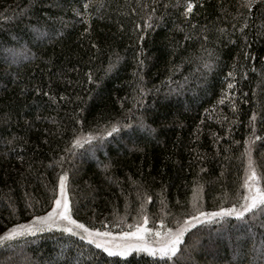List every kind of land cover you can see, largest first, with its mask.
<instances>
[{"label":"trees","instance_id":"1","mask_svg":"<svg viewBox=\"0 0 264 264\" xmlns=\"http://www.w3.org/2000/svg\"><path fill=\"white\" fill-rule=\"evenodd\" d=\"M85 2L0 0V235L48 212L64 173L73 219L113 234L145 216L148 228H175L239 206L246 138L264 173V139L249 123L255 111L264 137V0L251 11L245 0H193L187 18L183 0H90L87 24L76 15ZM230 71L234 96L218 104ZM117 121L118 132L65 151ZM3 260L264 264V209L195 225L167 261L108 257L56 228L0 244Z\"/></svg>","mask_w":264,"mask_h":264},{"label":"snow or ice","instance_id":"2","mask_svg":"<svg viewBox=\"0 0 264 264\" xmlns=\"http://www.w3.org/2000/svg\"><path fill=\"white\" fill-rule=\"evenodd\" d=\"M254 2L255 0H245V7L251 11ZM177 3L179 4V0H177ZM183 6L184 11L182 14L187 18L193 10V0H183ZM89 7H91L90 0H86L84 3V12L81 13L76 11V15L81 16L85 24L88 23ZM137 27H140V25H137ZM144 27H149L147 22H145ZM33 31L38 33L39 39H44L48 35L47 33L40 32L37 28H33ZM87 31L88 29L85 28V32ZM59 35L60 33L58 32L57 36ZM93 47H95V45H93ZM15 54L16 53L13 52V55ZM117 60H119V57H117ZM137 62L142 66L143 61L137 58ZM112 67H114V65L110 63L106 71H110ZM205 67H210V65L205 64ZM234 76V72L230 71L228 73V77L233 79H230L226 83V88L222 90L221 97L217 101L218 104H223L226 100H229L231 96H234V93L229 91L234 86ZM88 79L90 82L93 79L90 73L88 74ZM37 91H39V89H37ZM143 91L144 89L141 88V93H143ZM43 94L45 96L49 95L48 92H44ZM49 98L55 103L54 97ZM61 99H63V97H61ZM235 108L236 106L233 103V111H235ZM205 111L207 112L208 110L206 109ZM256 120L257 114L253 111L249 117V123L252 126L253 140H262L264 137L255 135ZM124 127H129V125H124ZM140 128L149 135L155 132V129L145 125L142 120L140 121ZM119 130L120 123L117 121L110 124L102 133L88 132L75 135L71 140V147L65 149V151H71L72 148H81L85 144H91L92 141L97 139L103 140L105 136H110ZM252 142L253 141L248 138L244 141L245 151L242 155L245 158L246 164L245 174L241 184L243 192L238 197L239 206L233 205L228 208L221 207L218 211L214 212L199 211L198 215H190L182 222L179 220L176 221L177 226L175 228H168L163 226V224L160 229L148 228L146 227L148 218L145 216L143 217L142 223L129 226L127 231L113 234L110 231H99L90 228L84 223L73 219L69 207V200L65 191L67 173H64L59 176V195L55 198L51 211L43 216H34L32 222L28 224H17L7 229L0 235V244L30 234L34 235L36 232L56 228L70 236L79 237L81 241L101 250L103 253L107 254L108 257L123 258L128 256L130 252L135 251L137 253H146L150 257H159L161 261L172 260L178 251V246L183 241L185 233L195 225L205 222L218 223L225 217H235L237 220H242L245 219L246 213H253L254 210L264 209V186H262L264 185V173L257 169L252 158ZM61 159H63V157H61ZM145 198L151 200L150 196H146ZM142 209L143 205H141V210Z\"/></svg>","mask_w":264,"mask_h":264},{"label":"rangeland","instance_id":"3","mask_svg":"<svg viewBox=\"0 0 264 264\" xmlns=\"http://www.w3.org/2000/svg\"><path fill=\"white\" fill-rule=\"evenodd\" d=\"M65 191H66V189H65ZM66 194H67V193H66ZM58 195H59V194H58ZM51 209H52V208H51ZM51 209H50L49 211H51ZM49 211H48V212H49ZM46 213H47V212H46ZM46 213H45V214H46ZM45 214H43V215H45ZM43 215H42V216H43ZM213 245H214V244H213ZM213 245H212V246H213ZM212 246H210V247H212ZM4 262H5L4 260H3L2 262L0 261V264H4Z\"/></svg>","mask_w":264,"mask_h":264}]
</instances>
